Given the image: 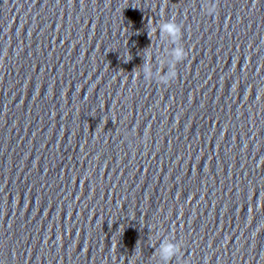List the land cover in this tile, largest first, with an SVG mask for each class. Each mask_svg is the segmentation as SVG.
<instances>
[{
    "label": "clouds",
    "instance_id": "1",
    "mask_svg": "<svg viewBox=\"0 0 264 264\" xmlns=\"http://www.w3.org/2000/svg\"><path fill=\"white\" fill-rule=\"evenodd\" d=\"M165 28H166L167 31H169L173 35H175L178 32V29L173 24L166 25ZM174 56H175V58H176L177 61H181V60H184L186 58L187 53H186L185 49L179 48V49H177L175 51ZM173 76L175 77L176 74L173 73Z\"/></svg>",
    "mask_w": 264,
    "mask_h": 264
}]
</instances>
